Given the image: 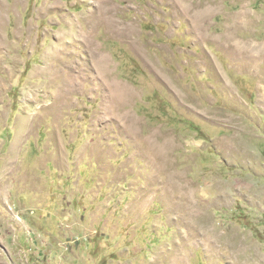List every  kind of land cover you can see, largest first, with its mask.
<instances>
[{
    "label": "rangeland",
    "instance_id": "rangeland-1",
    "mask_svg": "<svg viewBox=\"0 0 264 264\" xmlns=\"http://www.w3.org/2000/svg\"><path fill=\"white\" fill-rule=\"evenodd\" d=\"M100 1L0 0V264H264V0Z\"/></svg>",
    "mask_w": 264,
    "mask_h": 264
},
{
    "label": "bare ground",
    "instance_id": "bare-ground-1",
    "mask_svg": "<svg viewBox=\"0 0 264 264\" xmlns=\"http://www.w3.org/2000/svg\"><path fill=\"white\" fill-rule=\"evenodd\" d=\"M108 5H109L108 2H105L104 0L99 2V5H98V7L96 9L97 11L95 10L96 13L98 14L97 17L94 14L92 16L89 15V18L92 17V19H93L91 24L96 25V27L98 25H106V28L109 27V29H110V30H108V29H106V30H108L110 34H112V35H114L116 37H119V38L127 39V38L130 37V35H131V37H133V33H131L130 29H127V28L123 27L122 25L118 24L115 20L112 19V17L109 15V12H110L111 9H110V7ZM210 8H212V7H210ZM95 11H89V14H91V13H93ZM200 11H201V9H200ZM200 11H199V13H200ZM212 11H213V9H212ZM207 12H208V10H207ZM206 14L205 13L204 14L200 13L197 16V21L199 20L200 22L197 23L194 26V28H193L195 34L197 36H200L201 37L200 39H202V40H208V39L211 38L209 35H207L208 34L207 32H206L207 33L206 35L204 34L205 30L203 31V27L201 26V23H202V21H204V16ZM208 14H210V13H208ZM0 16H2V14H0ZM102 16H104V20L103 21L101 20L102 21L101 22L99 17H102ZM235 16H233V17H235ZM206 18H208V17H206ZM246 19H248L247 11H241L236 16L235 23H236V25H242L243 23L247 22ZM231 25H232V23H231ZM233 27H234V25H233ZM237 27H239V26H237ZM73 31H74L73 25L71 24L69 26V28H67L65 30V32L62 33V37L60 38L59 41L63 42L65 37L73 38L74 37L73 34H72ZM230 35L223 36L221 39L211 38V41H213L215 44H218L219 47L230 56V59H231L230 61L233 63V65L239 71H242V72H251L253 70L257 71L259 66L256 67L255 64L257 65V61L261 60V54H262V51L260 52V50H261L260 48L261 47L257 46L256 44H254L251 41L240 42L239 40H237L238 38L236 39V37H233V36H235L234 34H233V36H230ZM100 56H101V54L100 53L98 54L97 51H95L92 54V56H91V60L95 59L97 61L95 66H98L100 68L106 69L103 65H101V62L104 63L105 59H101ZM107 66H108V63H107ZM261 70H262V68H261ZM115 84H114V82H112L113 86H116ZM123 100L126 101V98H123ZM162 146L160 147V146H157V145H153V143L150 142V144L147 146V149H146V150H149V153H148L149 155H154L151 158L154 161V163H152V164L155 165L157 168H161V165H159V161L161 160V157H163V152H162L163 148H162ZM151 159H149V160L151 161ZM163 163H165L164 158L161 160V164L162 165H163ZM172 182H173V180H172Z\"/></svg>",
    "mask_w": 264,
    "mask_h": 264
}]
</instances>
